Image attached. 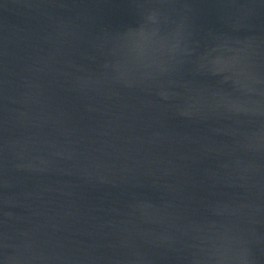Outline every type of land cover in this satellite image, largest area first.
I'll return each mask as SVG.
<instances>
[{
    "label": "water",
    "instance_id": "water-1",
    "mask_svg": "<svg viewBox=\"0 0 264 264\" xmlns=\"http://www.w3.org/2000/svg\"><path fill=\"white\" fill-rule=\"evenodd\" d=\"M0 264H264V0H0Z\"/></svg>",
    "mask_w": 264,
    "mask_h": 264
}]
</instances>
